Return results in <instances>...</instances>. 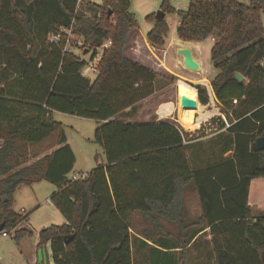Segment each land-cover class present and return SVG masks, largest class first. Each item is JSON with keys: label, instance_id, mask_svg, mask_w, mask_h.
I'll return each instance as SVG.
<instances>
[{"label": "trees", "instance_id": "obj_1", "mask_svg": "<svg viewBox=\"0 0 264 264\" xmlns=\"http://www.w3.org/2000/svg\"><path fill=\"white\" fill-rule=\"evenodd\" d=\"M45 5L58 18L51 13L37 32L36 9ZM129 7L130 0L84 1L81 9L75 0H0V232L23 218L12 208L16 189L43 179L55 186L50 200L67 220L38 233L37 248L49 245L52 264H200L199 249L206 264H264V215L254 216L248 204L250 181L264 178V148L252 149L264 133V0H190L187 10L162 0L164 16H146L153 21L146 39L155 46L165 44L166 13L176 12L179 39L214 37L210 59L218 72L210 86L224 118L210 119L217 133L205 163L191 153L201 129L127 121L158 77L124 54L136 27ZM64 30L80 36L91 57L110 41L93 78L82 75L87 61L67 49ZM194 87L207 104V89ZM182 107L178 101L177 119ZM171 110L164 103L158 113ZM52 111L100 121L94 139L105 163L83 179L68 176L75 156ZM193 199L199 214L190 211ZM206 228L207 249L201 235L192 241ZM30 234L17 229L14 238Z\"/></svg>", "mask_w": 264, "mask_h": 264}, {"label": "rangeland", "instance_id": "obj_2", "mask_svg": "<svg viewBox=\"0 0 264 264\" xmlns=\"http://www.w3.org/2000/svg\"><path fill=\"white\" fill-rule=\"evenodd\" d=\"M84 1H91L99 4L102 0H75L76 7L81 9V4ZM161 1L162 0H130L129 11L133 14L136 21V27L130 31L129 37H139V33L141 34V37L146 36L147 31L153 25V21L148 20L146 16L151 13H157V11L160 10ZM238 1L243 4L249 3V0ZM71 2L72 0H69V3ZM189 2L190 0H169L170 6L176 10H187ZM36 11L35 29L37 32L43 31L42 29L44 27L47 28L50 25L47 23V19L51 13L55 18H58L56 10L48 5L41 6L37 8ZM84 14L87 16L89 15L87 12H84ZM165 19L169 25V32L165 37L166 43L163 46L166 47V44L170 43V47L167 48L166 51H163L164 54L161 52L163 49L161 50L160 47H153V44L150 42L148 43L152 50L148 49V47H143L142 44L138 47L139 53L135 50V53H138L140 56L139 60H141L147 67L158 73V77L153 83L152 94L136 103V120L153 118V111L158 102L170 98L175 94L176 83L178 80H183L194 86L199 83L192 81L193 78L202 79L203 76L206 77V73L201 70L189 69L184 64H182V68L180 63L174 59V57H179L180 59L182 56L177 52L180 42L179 44L178 42L176 44L171 41L173 40V37H176L177 35L176 29L178 16L176 12L166 13ZM261 21L264 28V10L261 12ZM52 25L55 29H59L58 31L62 29L55 23ZM52 33L53 32L46 33L45 37H54L55 35ZM64 33H66L67 36V49L78 54L82 59L89 61L91 59L93 49L89 48L88 45H85L80 36L71 34L69 30ZM209 37L210 36L203 39V44H201L202 50H200L197 46L195 50L197 59L200 60V63L203 62L206 65V71L208 74H213L218 71L213 67L210 59V47L212 42ZM130 45L132 46V39L130 40ZM180 47H183L182 43ZM163 55H167L166 61L163 60ZM160 59L163 60L165 65L162 64ZM172 63H177L179 66L175 67ZM172 71L181 74V76L173 74ZM86 76L90 79L93 78V75L90 73ZM182 76H185V78ZM206 78L201 80V85L205 88L206 84H209L208 80L209 82L211 81L209 77ZM180 103L183 104V102ZM51 118L61 124L66 136V141L70 145L75 156L74 167L68 175L70 178L73 175H86L98 164L105 163L103 150L94 139V130L100 124V121L94 118L80 117L59 111H52ZM175 119L176 116L171 118L173 122L181 126ZM216 127L217 124L212 122V120H209L202 125L200 128L201 130L198 132L202 136L197 139L191 153L192 155L195 153L197 159H199L201 163H205V161L212 156V150L215 148L214 142L217 133L215 130ZM34 159L36 158L30 159L29 162H32ZM259 180L264 181L263 178H260ZM254 183L259 182H253V184ZM260 186L259 190L257 189L256 200L253 199V190L250 193V198L255 203L253 208L256 213L259 211L264 213V185L261 184ZM55 189L54 185L43 179L30 185H21L16 189L13 195L12 208L15 212L21 214L23 218L18 222L15 229L7 231V235L4 236L0 232V264H52L50 257L51 249L49 245L46 244L43 247L37 248V242L38 233L41 229L50 225H61L67 222L65 216L50 200V196ZM25 215L26 217H24ZM17 229L29 230L31 234L26 235L17 241L14 238V231Z\"/></svg>", "mask_w": 264, "mask_h": 264}, {"label": "crops", "instance_id": "obj_3", "mask_svg": "<svg viewBox=\"0 0 264 264\" xmlns=\"http://www.w3.org/2000/svg\"><path fill=\"white\" fill-rule=\"evenodd\" d=\"M178 23H179V20H177V25H178ZM139 35V37H129V35H128V39H127V44H126V47H125V49H124V54L127 56V57H129L130 59H132V60H134V61H136V62H139L140 64H142V65H145L141 60H139V55H138V53H139V45H141L142 44V46L143 47H148V49H150V50H152L151 49V47H150V45H149V43H148V41H147V39H146V36L145 37H141L140 35V33L138 34ZM208 38V37H207ZM210 38V41L212 42L211 43V46H212V44L214 43V37L213 36H210L209 37ZM132 39V46L130 45V40ZM173 43H176L177 44V42H178V44H179V42H180V45H178L179 47L181 46V43H182V46L183 47H188L189 49H190V51H191V53H192V56H193V58L195 59V61H197L198 62V64H199V69L198 70H201V71H203L204 73H206V77H209L210 78V80H212L213 79V77L217 74V73H213V74H208V72L206 71V69H207V67H206V65L202 62V63H200V60L199 59H197V56H196V50H195V48H196V46L197 47H199L200 48V50H202V48H201V44H203V41L204 40H200V41H184V40H181V39H179L178 37H177V35H176V37H173V40H171ZM165 43H166V39H165ZM186 43V44H185ZM168 44V43H167ZM167 44H166V47H164V46H155V45H152L153 47L155 46V47H160V49L162 50L161 52H163V51H166V49L167 48H169L170 47V43L168 44V46H167ZM183 44H185V45H183ZM165 45V44H164ZM164 47V48H163ZM211 48V47H210ZM130 51H129V50ZM132 50V51H131ZM135 50H137V52L138 53H135L136 51ZM127 52H128V54H127ZM132 54V55H131ZM163 54H164V52H163ZM131 55V56H130ZM164 56V61H166V59H167V55H163ZM179 56V55H178ZM174 59H176L177 60V62L178 63H180V66L182 67L183 65V57L181 56L180 57V59H179V57H174ZM161 60V59H160ZM163 60H161L162 61V64H164L163 63ZM171 63V62H170ZM173 64V66H175V67H178L179 65L177 64V63H172ZM165 65V64H164ZM146 66V65H145ZM160 66H162V65H160ZM183 68V67H182ZM172 73L173 74H176V75H178V76H181V74H179V73H175L174 71H172ZM182 77H184L185 78V76H182ZM205 76H203L202 77V79L203 78H206ZM187 79V78H186ZM202 79H200V78H193V80L192 81H195V83H199V84H202ZM207 79V78H206ZM190 80V79H189ZM208 83L209 84H206V89H207V92H208V95H209V102L207 103V104H201L200 102V104L204 107V111H208V110H214V109H216L217 110V112L218 113H215L213 116H216V115H221L222 116V118H224V115L223 114H221L220 113V111H219V108H218V104H217V100H216V98L214 97V94H213V92H212V89H211V86H210V82H209V80H208ZM177 84V83H176ZM155 91V90H154ZM199 101V100H198ZM177 102H178V98H177V85H176V92H175V94L173 95V96H171L170 98H167V99H165V100H162V101H160V102H158V104H157V106H156V108L154 109V111H153V118L156 120V121H159V120H164V119H168V120H171V118H174L175 116H176V121H178V119H177ZM164 103H171L172 104V110L169 112V113H167V114H165V115H160L159 113H158V108H159V105H161V104H164ZM202 113H199V112H196L195 113V119L197 118V117H200V115H201ZM212 115L210 116V117H203L201 120H199V122L197 123V125L194 127V128H192V129H187V128H184L180 123V125L184 128V130L185 131H188V132H191V131H193V132H195L196 130H198V129H200L201 127H202V125L204 124V123H206L207 121H209L212 117H213ZM136 118V117H135ZM135 118H132V119H128L127 121H130V122H147V121H149L150 119H152V118H149V119H145V120H136ZM148 118V117H147ZM196 121V120H195ZM179 122V121H178ZM199 125V126H198ZM260 178H254V179H252L251 181H250V184H249V188H248V204H249V206H250V208H251V210H252V213H253V215L254 216H260V215H264V213L263 212H255L254 211V208H253V206L255 205V203L251 200V198H250V193H251V191L253 190V199L254 200H256V194H257V189L259 190V188L261 187L260 185L261 184H263L264 185V181H260L259 180ZM264 179V178H263ZM253 182H259V183H254L253 184ZM190 203H189V206H190V211L192 212V214H199V207H198V205H197V201L195 200V199H193L192 201H189ZM208 233V228H206V229H204V230H202L201 232H199L193 239H192V241H194V240H197V237L199 236V235H201V237H202V239H201V247L200 248H202V247H204L205 249H207L209 246H207V243H206V241L207 240H209L210 239V235L209 234H207ZM205 240V241H204ZM191 241V242H192ZM155 247H158L159 249H162L163 251H165L166 249L165 248H162V247H160V246H157L156 244H155ZM172 250V249H171ZM202 249H199V253H196V250H193V254L194 255H196L197 256V261H199V263L200 264H206V257H205V261L203 262L202 260H203V254H202ZM176 263H178V262H176Z\"/></svg>", "mask_w": 264, "mask_h": 264}, {"label": "bare ground", "instance_id": "obj_4", "mask_svg": "<svg viewBox=\"0 0 264 264\" xmlns=\"http://www.w3.org/2000/svg\"><path fill=\"white\" fill-rule=\"evenodd\" d=\"M177 98L178 101L183 102L181 116L178 118V121L184 128L192 129L203 117H210L211 115L213 116L215 113H218L215 109L204 111V107L198 101L197 90L195 87L183 80H178L177 82ZM187 99L193 100L191 105L186 104ZM196 112L202 114L195 119Z\"/></svg>", "mask_w": 264, "mask_h": 264}, {"label": "water", "instance_id": "obj_5", "mask_svg": "<svg viewBox=\"0 0 264 264\" xmlns=\"http://www.w3.org/2000/svg\"><path fill=\"white\" fill-rule=\"evenodd\" d=\"M110 13V12H109ZM164 16V13L161 10H158L156 13V17L158 19L162 18ZM177 52L180 53L183 57V64L189 68V69H193V70H197L199 69V64L197 61H195V59L192 56V53L190 51V49L188 47H178L177 48ZM235 77L240 81L242 80L244 77L242 76V74L240 73H236ZM193 102V100L191 99H187L186 100V104L191 105V103ZM264 148V133L262 135H260L259 137H257L252 145V149L253 150H260Z\"/></svg>", "mask_w": 264, "mask_h": 264}, {"label": "built area", "instance_id": "obj_6", "mask_svg": "<svg viewBox=\"0 0 264 264\" xmlns=\"http://www.w3.org/2000/svg\"><path fill=\"white\" fill-rule=\"evenodd\" d=\"M67 31V30H64ZM51 40L57 42L59 40V36L55 35L54 37H51ZM110 41L105 42L103 45H101L100 47L96 48V53L93 57H91V59L89 61L86 62L85 66L82 68L81 73L82 75H88L89 73L93 76H95L97 74V63L100 60V56L102 53L103 48H106L109 45ZM89 72V73H88ZM86 175H73L70 179L71 181H75V180H80L85 178ZM2 235H7L8 233L6 232H2Z\"/></svg>", "mask_w": 264, "mask_h": 264}]
</instances>
